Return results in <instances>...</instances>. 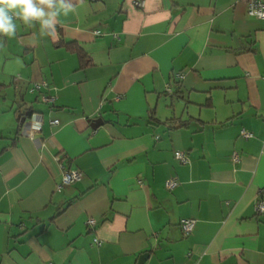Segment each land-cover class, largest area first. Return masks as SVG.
I'll list each match as a JSON object with an SVG mask.
<instances>
[{
	"label": "crops",
	"instance_id": "crops-1",
	"mask_svg": "<svg viewBox=\"0 0 264 264\" xmlns=\"http://www.w3.org/2000/svg\"><path fill=\"white\" fill-rule=\"evenodd\" d=\"M65 4L55 32L0 35V264H264V20L242 0Z\"/></svg>",
	"mask_w": 264,
	"mask_h": 264
},
{
	"label": "clouds",
	"instance_id": "clouds-1",
	"mask_svg": "<svg viewBox=\"0 0 264 264\" xmlns=\"http://www.w3.org/2000/svg\"><path fill=\"white\" fill-rule=\"evenodd\" d=\"M73 10L65 0H0V35L15 37L17 20L32 27L39 23L41 29L51 27L55 32L54 24L61 11L66 16Z\"/></svg>",
	"mask_w": 264,
	"mask_h": 264
},
{
	"label": "built area",
	"instance_id": "built-area-1",
	"mask_svg": "<svg viewBox=\"0 0 264 264\" xmlns=\"http://www.w3.org/2000/svg\"><path fill=\"white\" fill-rule=\"evenodd\" d=\"M248 4V13L250 16H255L257 18L264 20V0H242ZM141 2H137V5H142ZM38 88H40L39 85H37ZM169 90H171L169 88ZM45 101L47 102H53L54 98L52 97H46ZM34 123L36 124H42V118L34 119ZM244 138L249 139L252 137V133L246 129H242L241 131ZM177 157L182 160L183 162H188V157L183 152H177ZM83 176V173L76 170H65L64 172V182L66 184H70L76 181H79ZM178 185V181L176 179H169L166 182V186L168 189H175ZM257 211L258 212H264V203L260 202L257 205ZM96 221L91 220L92 224H95ZM196 221L194 219H185L182 221V227L184 230V233L186 235H189L193 232L195 228Z\"/></svg>",
	"mask_w": 264,
	"mask_h": 264
},
{
	"label": "water",
	"instance_id": "water-1",
	"mask_svg": "<svg viewBox=\"0 0 264 264\" xmlns=\"http://www.w3.org/2000/svg\"><path fill=\"white\" fill-rule=\"evenodd\" d=\"M25 120V119H24ZM149 254H143L141 257H140V261L139 263L142 264L144 262L145 259H147Z\"/></svg>",
	"mask_w": 264,
	"mask_h": 264
},
{
	"label": "trees",
	"instance_id": "trees-1",
	"mask_svg": "<svg viewBox=\"0 0 264 264\" xmlns=\"http://www.w3.org/2000/svg\"><path fill=\"white\" fill-rule=\"evenodd\" d=\"M166 122L169 123V124H174V121L173 120H168ZM172 127H174V126L172 125Z\"/></svg>",
	"mask_w": 264,
	"mask_h": 264
}]
</instances>
